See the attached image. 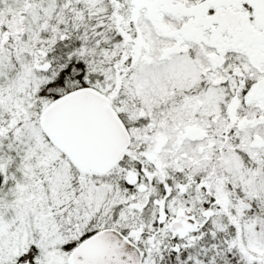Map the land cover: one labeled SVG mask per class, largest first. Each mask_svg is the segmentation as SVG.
<instances>
[{
  "label": "snow or ice",
  "instance_id": "6c2138e0",
  "mask_svg": "<svg viewBox=\"0 0 264 264\" xmlns=\"http://www.w3.org/2000/svg\"><path fill=\"white\" fill-rule=\"evenodd\" d=\"M0 264H264V0H0Z\"/></svg>",
  "mask_w": 264,
  "mask_h": 264
}]
</instances>
